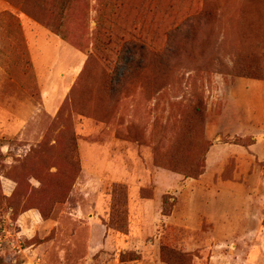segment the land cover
Wrapping results in <instances>:
<instances>
[{
    "label": "rangeland",
    "instance_id": "obj_1",
    "mask_svg": "<svg viewBox=\"0 0 264 264\" xmlns=\"http://www.w3.org/2000/svg\"><path fill=\"white\" fill-rule=\"evenodd\" d=\"M0 195V264H264V0H0Z\"/></svg>",
    "mask_w": 264,
    "mask_h": 264
},
{
    "label": "trees",
    "instance_id": "obj_2",
    "mask_svg": "<svg viewBox=\"0 0 264 264\" xmlns=\"http://www.w3.org/2000/svg\"><path fill=\"white\" fill-rule=\"evenodd\" d=\"M132 50H134V52L135 51H141L143 53V52L147 51V46L145 44H141L139 46L137 43H135ZM0 197H2V196L0 195Z\"/></svg>",
    "mask_w": 264,
    "mask_h": 264
},
{
    "label": "crops",
    "instance_id": "obj_3",
    "mask_svg": "<svg viewBox=\"0 0 264 264\" xmlns=\"http://www.w3.org/2000/svg\"><path fill=\"white\" fill-rule=\"evenodd\" d=\"M4 186H6V185H4ZM8 187H10V186H7V188ZM10 190V189H9ZM30 214H32V213H29V212H26V213H24L21 217H22V219H24V218H26L28 215H30Z\"/></svg>",
    "mask_w": 264,
    "mask_h": 264
}]
</instances>
